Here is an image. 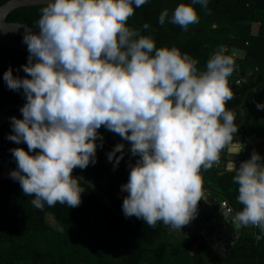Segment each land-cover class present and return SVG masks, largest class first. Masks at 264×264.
<instances>
[{"label": "clouds", "instance_id": "obj_1", "mask_svg": "<svg viewBox=\"0 0 264 264\" xmlns=\"http://www.w3.org/2000/svg\"><path fill=\"white\" fill-rule=\"evenodd\" d=\"M38 31L22 38L28 50L24 77L3 72L10 90H22V118H10L8 139L16 169L10 177L33 197L36 209L57 204L77 207L84 188L72 175L96 162L98 129L104 127L129 142L138 156L121 185L125 217L135 216L149 227L172 230L189 224L206 199L202 171L218 166L221 151L239 154L233 142L238 131L228 78L233 56L216 49L203 70L177 47H157L149 35L128 26L135 8L148 0H40ZM208 9V0L179 3L158 23L187 31L199 23L193 5ZM135 6V8L133 7ZM145 30L150 25L142 26ZM264 110V103H256ZM119 153L120 155H116ZM124 144L107 159L119 164ZM242 209L225 213L237 226L264 229V161L253 150L239 167L229 160Z\"/></svg>", "mask_w": 264, "mask_h": 264}, {"label": "trees", "instance_id": "obj_2", "mask_svg": "<svg viewBox=\"0 0 264 264\" xmlns=\"http://www.w3.org/2000/svg\"><path fill=\"white\" fill-rule=\"evenodd\" d=\"M181 2L191 0H148L142 7L133 5L135 14L128 20V26L151 36L157 47H177L189 54L198 61L199 70L205 68L207 59L220 45L226 52L231 47L242 50L243 57L235 60V67L245 75L234 69L228 78L234 98L226 106L231 109L242 102L240 109H232L235 114H242L240 134L264 143V110L256 108V103H264V0H208L210 13L199 4L193 5L200 20L187 31L167 20L161 26L159 14L167 9L170 17ZM43 6L14 8L5 20L37 26ZM252 22H257L255 34L250 33ZM145 23L150 25L149 29L142 27ZM28 55L0 46V108L25 102L22 90L8 88L3 72L11 68L14 76L24 77L22 65L28 62ZM239 77L242 81L235 84ZM15 117L22 118V114ZM11 132L8 119L0 125V158L17 167L11 149L22 147L27 151V145L10 141ZM98 133L102 141H96L95 164L72 172L95 187L92 190L80 181L84 191L77 207L57 204L36 209L31 204L33 197L23 193L18 181L0 178V264H264V229L260 227L241 226L230 248L217 253L198 234L183 236L162 223L151 228L135 216L125 217L122 201L127 193L121 190V185L127 182L130 167L139 157L124 149L123 158L114 167L107 153L115 143L104 127ZM234 175L233 171L219 170L217 166L202 171L204 184L238 212L242 205L237 199ZM116 192L119 194L115 195ZM47 214L61 230L48 225ZM243 236L247 240L240 242ZM196 241V249L189 252Z\"/></svg>", "mask_w": 264, "mask_h": 264}, {"label": "water", "instance_id": "obj_3", "mask_svg": "<svg viewBox=\"0 0 264 264\" xmlns=\"http://www.w3.org/2000/svg\"><path fill=\"white\" fill-rule=\"evenodd\" d=\"M33 5H43L40 0H5L3 3H0V46H4L6 48H13L17 50H22L28 52L27 46L25 43L22 42V38L24 33L27 30H31L33 32H37V26L30 27L23 22L18 21H6L5 17L7 13H9L12 9L18 7H29ZM219 49L223 48V45L218 46ZM232 87V86H231ZM244 98V97H243ZM25 102H16L9 104L0 108V125L4 123L6 120L10 119L13 116H18L21 114L20 108L23 106ZM242 103V102H241ZM241 103L234 106L233 108L229 109H240ZM242 120V114L237 113L235 114V123L238 126ZM110 134L111 139L115 143H123L124 149H130L129 142H124L120 140L117 135L111 131H108ZM236 134V133H234ZM247 154V157H246ZM251 153H248L246 150L241 149L239 154H230L227 153L225 150L221 151V161L220 164L217 166L219 170H228L226 163L231 160L233 161L237 167L241 161L247 160L250 158ZM16 169V166L5 162L2 158H0V178H11L10 172ZM74 177L78 178L79 181L86 184L90 189L95 190L93 184H91L88 180L84 177L72 174ZM12 179V178H11ZM204 190H205V197L206 199H202L198 204V211L197 214L200 215V221L202 222L201 225H195V230L190 229H177L179 234L183 236H189L191 234H199L211 248H216L218 244V239L221 238L223 241L222 244L224 249L227 250L230 248L232 243L235 242L236 237L239 235V228L240 226L235 225L234 222L230 218H226L224 215L223 208L219 206V199L215 198V192L211 191L203 182ZM119 192H116L115 195H118ZM209 211L208 214H203L204 207ZM201 207V208H200ZM237 211L233 210L229 213L230 215H234ZM197 221V220H196ZM1 223V220H0ZM167 229H170L167 226ZM174 231V230H173ZM194 231V232H193ZM229 232V233H228ZM224 233L226 234L225 238ZM216 236H218L216 238ZM247 240V236H243L240 239V242H244Z\"/></svg>", "mask_w": 264, "mask_h": 264}, {"label": "crops", "instance_id": "obj_4", "mask_svg": "<svg viewBox=\"0 0 264 264\" xmlns=\"http://www.w3.org/2000/svg\"><path fill=\"white\" fill-rule=\"evenodd\" d=\"M256 30H257V22H252V23H251L250 33H251V34H255ZM226 54L233 56L234 60H237L238 58L240 59V58L243 57V51H242V50H240V49H236V48H232V47L229 48V49L227 50ZM235 69L237 70V72H239L238 74H241V76L245 75V72H244V71H238V68H237V67H235ZM245 138H246V139L244 140V138H243V136L240 134V131H239V128H238V131L236 132V134H233V142H234V143H239L236 147H237L238 149H240V150H241V149H244V150H246L248 153H251V154H252L253 150H255L256 152H258V153L261 155V158H262V155H263V154L260 153V151H259V146H260V145L257 144L258 138H257V139H252L251 137H245ZM261 143H262V145L264 146L263 140H261ZM246 157H247V154H246ZM262 161H264V160L262 159ZM214 197L217 198V196H215V195H214ZM200 208H201V207H200ZM203 208H204V211H203L202 215H203V214H208L209 211L205 208V206H204ZM200 218H201L200 215L197 214V215L195 216V218H194L189 224H187L186 226L181 227V229H190L191 231H192V230H195V229H194V228H195V225H198V224H197L198 222H199V225L202 224V222L200 221ZM196 220H197V221H196ZM196 222H197V223H196ZM239 229L241 230V226H240ZM240 230H239V234H240ZM193 232H194V231H193ZM228 233H229V232H228ZM228 233H224V237H223V238H225V237L227 236L226 234H228ZM196 234H197V233H196ZM191 235H192V234H191ZM198 235H199V234H198ZM225 235H226V236H225ZM199 236H200V235H199ZM238 236H239V235H238ZM200 237H201V236H200ZM217 237H218V236H216V238H217ZM236 239H237V237H236ZM221 240H222L221 238L218 239V244L216 245V248H214L215 251H216L217 253H222V252L225 251L224 246H223V244H222L223 241H221ZM235 241H236V240H235ZM197 244H198L197 241L194 242L189 252H192L194 249H196ZM232 244H233V243H232Z\"/></svg>", "mask_w": 264, "mask_h": 264}, {"label": "rangeland", "instance_id": "obj_5", "mask_svg": "<svg viewBox=\"0 0 264 264\" xmlns=\"http://www.w3.org/2000/svg\"><path fill=\"white\" fill-rule=\"evenodd\" d=\"M257 144L260 145L259 151L260 153L263 154L262 159L264 160V146L261 143V139L258 138ZM45 217H46V222L50 227H52L55 230H61V227L53 221L52 217L49 214H47Z\"/></svg>", "mask_w": 264, "mask_h": 264}, {"label": "built area", "instance_id": "obj_6", "mask_svg": "<svg viewBox=\"0 0 264 264\" xmlns=\"http://www.w3.org/2000/svg\"><path fill=\"white\" fill-rule=\"evenodd\" d=\"M240 81H242V78H241V77L237 78V79L234 81V83H235V84H238ZM243 138H244V140L246 139L245 137H243ZM219 206H220L221 208H223V211H224L225 213H230V212L232 211L231 206L227 203V201H226L225 199H220V200H219ZM254 237H255V238H258L259 236L256 235V234H254Z\"/></svg>", "mask_w": 264, "mask_h": 264}]
</instances>
